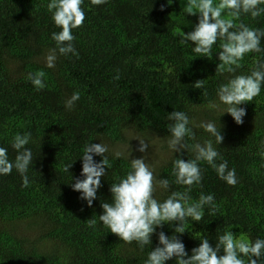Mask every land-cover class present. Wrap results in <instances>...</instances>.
I'll return each instance as SVG.
<instances>
[{
	"label": "trees",
	"instance_id": "1",
	"mask_svg": "<svg viewBox=\"0 0 264 264\" xmlns=\"http://www.w3.org/2000/svg\"><path fill=\"white\" fill-rule=\"evenodd\" d=\"M47 3L0 0V146L7 147L14 159L12 137L30 132L28 147L34 158L29 187H22L15 170L0 176V264H144L150 247L141 251L136 242L125 243L98 219L101 200L110 201V184L129 170L132 158L113 159L111 146L128 142L130 133L142 138L156 133L168 139L172 121L167 117L174 110L186 112L193 122L196 141L188 143L211 139L237 176L235 186L227 185L201 162L202 185L193 186L190 195L195 201L201 193L214 194L218 211L213 216L205 207L200 222L189 219L188 230L176 234L189 255L198 239L207 237L214 244L225 230L237 237L264 238V158L260 155L264 86L258 97L243 105L247 114L242 125L228 113L221 115L223 105L208 107L210 102L219 104L217 86L232 74L216 72V53L212 59L196 57L191 43H180L178 33L191 31L197 22L196 16L186 14V0H173L171 5L167 0H108L100 6L84 0L85 22L73 30L79 56L57 53L54 68L46 67V57L55 47L51 34L59 28ZM241 20L264 28V15L256 19L242 15ZM257 58H264V53L247 54L237 74L250 72ZM37 71L45 72L46 87L39 91L25 79ZM117 73L118 80L114 79ZM201 79L204 86L197 88ZM74 92L80 99L69 110L65 102ZM202 122L221 128L222 144L216 145L215 138L198 127ZM87 142L106 144L111 163L91 208L71 189V174L63 171L65 164L75 160L69 171L79 177ZM164 148L169 156L162 158L155 176L173 181L176 156ZM187 155L192 158L191 153L182 158ZM174 190L184 188L173 184ZM169 194L157 187L155 197L162 201ZM91 218L97 219L94 229L88 227ZM162 230L175 234L171 224ZM152 240L155 247L156 234Z\"/></svg>",
	"mask_w": 264,
	"mask_h": 264
},
{
	"label": "clouds",
	"instance_id": "2",
	"mask_svg": "<svg viewBox=\"0 0 264 264\" xmlns=\"http://www.w3.org/2000/svg\"><path fill=\"white\" fill-rule=\"evenodd\" d=\"M90 3L92 6H100L108 3V0H90ZM172 3L173 0H167L168 5ZM83 4L84 0H48L47 10L59 31L51 34L55 47L46 57V67H55L57 53L62 56H79L73 43L76 39L73 30L85 22ZM164 7L161 4V11ZM185 12L196 16L197 22L191 31L182 30L178 33L180 43H191V50L196 57L212 59L213 53H216L219 61L216 72L221 75L225 72L232 74L226 82L217 86L219 104L210 102L208 107L217 109L223 105L221 115L228 113L237 125H242L247 114L243 105L258 97L264 86V58H257L248 73L237 74V69L242 67L247 54L264 53V47H261L264 28L250 27L241 17L250 15L256 19L264 15V0H186ZM214 46L218 51H214ZM44 77V71H37L29 72L25 79L39 91L46 87ZM114 79H119L118 73ZM203 86L202 79L196 81L197 88ZM79 99V92H74L65 102V107L71 110ZM167 119L172 121L167 126V147L176 156L172 161L174 180L156 178L153 169L145 162L144 155L131 158L129 170L110 184V201L101 200L99 222L125 243L136 242L141 251L146 246L150 247L144 264H166L173 259L176 264H264V238L237 237L232 230L218 234L214 244L207 237H201L189 255L184 242L176 234L188 230L186 221L189 219L191 222H200L204 218L205 207L213 216L218 211L214 194L201 193L195 201L190 195L193 186L202 185L201 162H206L227 185L235 186L237 176L235 168H229L228 161L221 156L211 139L203 143H188L189 140L196 141V133L186 112L174 110L169 112ZM198 127L214 137L216 145L222 144L224 136L215 123L202 122ZM31 139L30 132L17 133L12 137L11 148L16 153L14 159H10L7 147L0 146V176L11 175L15 170L21 176L24 188L30 185L28 172L34 162L33 151L28 147ZM149 146L148 142L139 139L136 150L146 153ZM108 152L109 147L104 143L87 142L80 156L82 169L79 177L74 178L69 171L75 160L63 168L64 172L71 174V189L79 193L78 198L85 201L89 208L98 198V190L103 187L102 178L111 167L106 155ZM187 153H191L192 158L188 155L187 159L182 158ZM260 155L264 158V150ZM95 156L101 159L97 161ZM112 158H124V153L115 151ZM73 179L75 182H72ZM173 184L182 186L184 190L171 191ZM157 187L170 191L166 199L161 201L155 197ZM165 224L174 226L175 234L166 235L162 230ZM96 225L97 219L88 220V227L94 229ZM158 228L161 229L159 232ZM153 234H156L158 240L155 247L152 246Z\"/></svg>",
	"mask_w": 264,
	"mask_h": 264
},
{
	"label": "rangeland",
	"instance_id": "3",
	"mask_svg": "<svg viewBox=\"0 0 264 264\" xmlns=\"http://www.w3.org/2000/svg\"><path fill=\"white\" fill-rule=\"evenodd\" d=\"M128 136V142H112L111 148L114 150V152L121 151L124 153V155L132 158H138L144 155L145 162L153 169L154 175L157 174L156 170L157 167H159V165L162 163V158H167L169 156V151L164 148V146L167 147V139L157 135L156 133L150 134L144 138L139 136V134L136 135L135 133H130ZM139 139H143L149 143L150 146L146 153H140L136 150L139 146Z\"/></svg>",
	"mask_w": 264,
	"mask_h": 264
}]
</instances>
